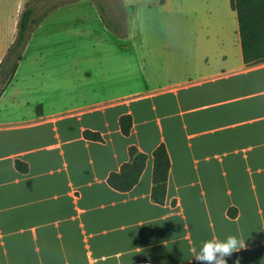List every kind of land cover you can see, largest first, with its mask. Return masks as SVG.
I'll list each match as a JSON object with an SVG mask.
<instances>
[{"label":"crops","instance_id":"0c3cea01","mask_svg":"<svg viewBox=\"0 0 264 264\" xmlns=\"http://www.w3.org/2000/svg\"><path fill=\"white\" fill-rule=\"evenodd\" d=\"M221 5L193 4L195 23L150 27L165 39L148 43V69L141 42L121 58L105 39L85 41L87 69L60 60L38 73L21 60L0 96V264H193V248L229 235L246 247L228 264H264V60L245 62L237 13L231 0ZM104 20L101 12L110 34ZM115 59L128 61L122 75L109 73ZM85 130L104 140H87ZM161 144L172 166L158 203L153 152ZM131 146L148 161L122 192L108 178Z\"/></svg>","mask_w":264,"mask_h":264},{"label":"rangeland","instance_id":"374dc122","mask_svg":"<svg viewBox=\"0 0 264 264\" xmlns=\"http://www.w3.org/2000/svg\"><path fill=\"white\" fill-rule=\"evenodd\" d=\"M225 1L169 0V4L163 6L159 0H24L22 12L28 6L35 7L36 17H43L48 12L43 21L32 30L24 50V58H27L29 65L37 64L38 68L35 71L38 73L42 72V67L46 66L47 62L60 60L64 65L67 63L66 66L79 62L83 70L87 69L85 41L95 43L105 39V42H109L108 54L121 58L127 55L135 56L138 47L134 42H141L139 52L142 61L144 58L147 60L145 66L148 69L150 57L148 43L165 39V34L150 31V27L195 23L196 16L189 12L193 4L220 10L224 6L221 5L222 2L224 4ZM17 3L18 0H0V56L6 47L3 46L11 39L12 17L15 16L13 14L16 12ZM101 11L104 13L103 22L111 25L110 34L104 33L101 29L98 21ZM73 31L76 33L75 36ZM121 37L124 41L120 40ZM152 54V57L157 59L161 57L158 50ZM127 62V60L117 62L116 59L109 62V73L122 75ZM60 67L61 71H64L63 64H60ZM27 71H30V67Z\"/></svg>","mask_w":264,"mask_h":264},{"label":"trees","instance_id":"16d2710c","mask_svg":"<svg viewBox=\"0 0 264 264\" xmlns=\"http://www.w3.org/2000/svg\"><path fill=\"white\" fill-rule=\"evenodd\" d=\"M231 7L237 13L240 38L243 48L244 60L248 64L264 60V0H231ZM103 12V11H101ZM34 6L24 9L18 23V34L9 47L5 58L0 64V96L12 82L14 75L24 58V50L32 30L48 15L36 17ZM38 113L42 107L37 108ZM120 125L125 136H129L133 127V118L130 114L122 115ZM87 140L102 142L103 136L99 132L85 130ZM153 198L163 203L167 196L168 179L171 170V158L165 144L159 145L153 152ZM148 161V155L136 146L129 148V159L118 171H114L108 178V183L114 189L128 192L139 182ZM18 170L28 172V164L18 160Z\"/></svg>","mask_w":264,"mask_h":264},{"label":"clouds","instance_id":"9594fccd","mask_svg":"<svg viewBox=\"0 0 264 264\" xmlns=\"http://www.w3.org/2000/svg\"><path fill=\"white\" fill-rule=\"evenodd\" d=\"M245 247V240L237 235H229L224 240L214 237L204 241L199 251L195 248L192 249L193 264H228L226 258L245 249ZM235 264H240L238 259Z\"/></svg>","mask_w":264,"mask_h":264}]
</instances>
